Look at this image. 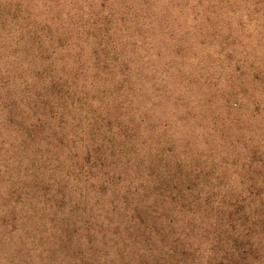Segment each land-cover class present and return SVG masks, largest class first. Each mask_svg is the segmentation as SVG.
Segmentation results:
<instances>
[{
	"label": "rangeland",
	"instance_id": "rangeland-1",
	"mask_svg": "<svg viewBox=\"0 0 264 264\" xmlns=\"http://www.w3.org/2000/svg\"><path fill=\"white\" fill-rule=\"evenodd\" d=\"M0 264H264V0H0Z\"/></svg>",
	"mask_w": 264,
	"mask_h": 264
}]
</instances>
